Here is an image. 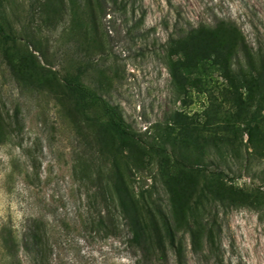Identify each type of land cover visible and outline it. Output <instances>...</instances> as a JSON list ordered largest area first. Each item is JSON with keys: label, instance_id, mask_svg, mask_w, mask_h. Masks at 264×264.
Returning a JSON list of instances; mask_svg holds the SVG:
<instances>
[{"label": "rangeland", "instance_id": "obj_1", "mask_svg": "<svg viewBox=\"0 0 264 264\" xmlns=\"http://www.w3.org/2000/svg\"><path fill=\"white\" fill-rule=\"evenodd\" d=\"M107 12L104 18L95 0H4L17 41L11 47L0 41V264L14 261L5 247L10 232L17 264H137L112 193L113 160L141 203L151 197L170 210L169 181L179 175L189 186L186 207L206 220L216 215L212 248L179 228L187 264H264V161L247 156L246 136L233 138L227 83L211 66L182 75L169 66L181 30L219 20L234 21L264 49V0H117ZM78 65L86 69L85 84L117 106L142 138L120 143L108 134L118 157L102 156L67 97L62 77ZM16 111L18 135L10 126ZM182 128L210 139L218 134L240 151L218 157L210 147L201 158L184 149L188 161L180 162L171 143ZM150 143L169 152L157 154ZM183 162L218 167L229 177L198 174ZM214 192L227 201L207 204L203 214ZM26 243L34 249L25 250Z\"/></svg>", "mask_w": 264, "mask_h": 264}, {"label": "trees", "instance_id": "obj_2", "mask_svg": "<svg viewBox=\"0 0 264 264\" xmlns=\"http://www.w3.org/2000/svg\"><path fill=\"white\" fill-rule=\"evenodd\" d=\"M99 13L105 18L108 3L116 5L117 0H95ZM87 5L85 7L89 8ZM86 12V11H84ZM177 40H172L174 46L170 47L172 59L169 66H177L179 75L188 72L190 68L198 66H211L220 74L227 83L224 96L231 102L230 110L225 119L232 129L233 138L247 137V156L258 161H264V49L256 48L250 43L242 29L232 20H219L214 25L200 26L198 28L183 29L179 32ZM0 41L7 47L17 41V37L9 27L4 14V0H0ZM34 55L29 54L33 62ZM12 68V67H11ZM15 73V71H14ZM86 69L78 65L75 70L66 72L62 77L63 87L67 97L73 102L75 110L81 114L89 130L95 135L100 152L103 157L112 155L109 145V136L120 143L141 141V136L132 130L123 118L117 106L111 104L95 89L84 82ZM176 75V73L174 72ZM17 77L18 75L15 74ZM177 77V76H176ZM13 133L19 134L22 129V119L16 111L11 118ZM221 139L216 134L211 139L196 130L182 128L171 143L172 149L179 151L181 161H188V157L181 153L182 150L194 149L204 157L207 149L213 150L215 155L222 157L225 153H239V148L230 139ZM0 142L3 141L0 133ZM149 148L157 154H166L169 150L160 144L150 143ZM110 170L112 193L117 200L119 213L127 227L131 238L130 247L134 250L137 264H187L182 242L177 239L179 228L188 229L193 239L202 238L214 245L216 228V215L210 219L199 216L189 204L187 195L188 182L179 175L170 179L169 187L175 205L166 208L163 203L144 198V203L135 194L127 180L121 173L115 160ZM183 168L198 174L209 171L216 177H229L226 171L218 167L209 168L199 163L183 162ZM230 169V168H228ZM211 199L202 204L205 214L207 204L211 207L216 203L225 205L227 198L219 192L211 194ZM240 196H231L239 199ZM169 213H172L171 215ZM174 218H171V216ZM37 242V236H33ZM4 239V236H3ZM12 264H17L16 238L10 232V237L5 241ZM34 247V244H33ZM25 250H31L29 243L24 245ZM174 254V260L172 253ZM16 261V262H15Z\"/></svg>", "mask_w": 264, "mask_h": 264}]
</instances>
